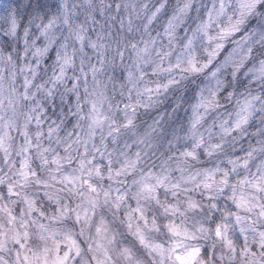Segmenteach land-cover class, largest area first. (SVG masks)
Masks as SVG:
<instances>
[{
    "label": "clouds",
    "instance_id": "1",
    "mask_svg": "<svg viewBox=\"0 0 264 264\" xmlns=\"http://www.w3.org/2000/svg\"><path fill=\"white\" fill-rule=\"evenodd\" d=\"M0 264H264V0H0Z\"/></svg>",
    "mask_w": 264,
    "mask_h": 264
}]
</instances>
